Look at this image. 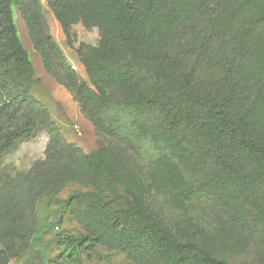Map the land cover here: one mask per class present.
Listing matches in <instances>:
<instances>
[{"label": "rangeland", "instance_id": "1", "mask_svg": "<svg viewBox=\"0 0 264 264\" xmlns=\"http://www.w3.org/2000/svg\"><path fill=\"white\" fill-rule=\"evenodd\" d=\"M51 1L39 3L58 49L50 51L54 75L18 7L13 19L34 85L7 98L14 84L0 72V150L8 134L30 119L39 123L0 158V251L34 235L33 246L9 264H164L130 218L134 202L182 243L195 242L229 264H264V159L206 140L194 118L173 124L159 108L133 104L144 95L173 104L188 81L220 96L228 94V77L238 84L251 76L261 86L264 0L244 7L239 1L229 15L227 0H175L167 18L150 23L143 47L117 60L100 46L99 16L108 21L102 2L55 0L63 26ZM59 55L75 81L57 69ZM113 70L134 75L117 81ZM180 76H188L182 86ZM257 106L248 120L264 137V102Z\"/></svg>", "mask_w": 264, "mask_h": 264}, {"label": "trees", "instance_id": "2", "mask_svg": "<svg viewBox=\"0 0 264 264\" xmlns=\"http://www.w3.org/2000/svg\"><path fill=\"white\" fill-rule=\"evenodd\" d=\"M53 1V2H52ZM57 18L63 24L62 11L58 8L59 1L52 0ZM104 4V15L108 21H103V16L98 21L102 40L101 48L108 60H117L124 50H136L142 48L150 34V23L159 22L167 18L176 8L175 0H99ZM228 3L223 13L230 14L231 7L241 3L244 7L251 0H227ZM219 0L218 6H220ZM13 7H18L26 27L31 35L35 50L41 55L45 67L51 75H54L50 51H58L47 23L43 17L39 0H0V72L12 80L14 87L9 89L7 98L18 93L19 96L28 94L34 85V68L29 60L27 50L18 37V31L13 19ZM247 38L248 31H243ZM60 56V55H59ZM57 69L66 71L75 81L74 72L69 68L64 59L57 58ZM155 71H162L157 66ZM258 82L261 86L253 85L252 77L247 76L238 84L220 80L222 87L228 94L220 96L219 93H210L208 90L196 87L192 88V82L188 81L187 89L177 87L173 104L163 101L155 96L147 95L135 98L133 104L160 109L171 123L178 124L182 121L192 122L195 119L196 129L202 133L206 140L216 144L226 142L227 146L238 153L253 159H264V137L259 136L256 126L248 120L251 110L262 108L264 102V64L258 66ZM115 80L130 82L133 74L131 70H113L110 72ZM178 83L182 86L188 76H180ZM60 83L69 91L74 92L71 81L59 78ZM76 86V84H75ZM195 90V91H194ZM13 94V95H12ZM9 102V101H6ZM10 102L9 104L13 103ZM264 109V108H263ZM197 111L196 113H193ZM39 128L38 121L30 119L19 128L8 134L3 140L0 150V158L7 151L14 148L24 140L30 139ZM51 124L49 130H54ZM130 218L136 219L138 230L148 241L149 249L153 255L166 259L164 264H229L224 259L216 256L210 249L207 250L195 242L182 243L167 228L161 227L149 214H146L140 203H133ZM80 244L84 241L79 240ZM34 243V235L21 236L18 242L11 239L5 249L0 251V264H9L11 260L20 257L29 250ZM176 255V256H174ZM174 256V258H172ZM163 264V263H162Z\"/></svg>", "mask_w": 264, "mask_h": 264}]
</instances>
